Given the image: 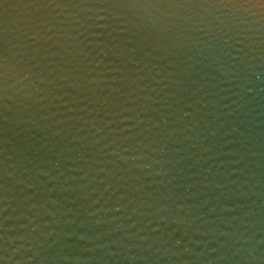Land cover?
I'll return each instance as SVG.
<instances>
[{
    "label": "water",
    "instance_id": "1",
    "mask_svg": "<svg viewBox=\"0 0 264 264\" xmlns=\"http://www.w3.org/2000/svg\"><path fill=\"white\" fill-rule=\"evenodd\" d=\"M6 3L3 264H264V0Z\"/></svg>",
    "mask_w": 264,
    "mask_h": 264
},
{
    "label": "snow or ice",
    "instance_id": "2",
    "mask_svg": "<svg viewBox=\"0 0 264 264\" xmlns=\"http://www.w3.org/2000/svg\"><path fill=\"white\" fill-rule=\"evenodd\" d=\"M27 9L42 8H89L104 6L111 8H205V7H226L237 10H248L247 5L251 0H23ZM6 0H0V9H4ZM264 21V18L261 19ZM20 25L27 28L28 18L20 17L17 21ZM6 27L3 23V15L0 12V100L3 99L7 91V77L9 72V58L6 47ZM2 188V185H0ZM2 227V226H0ZM3 237L0 236V239ZM0 251H3L0 248ZM4 257L0 256V264H3Z\"/></svg>",
    "mask_w": 264,
    "mask_h": 264
}]
</instances>
